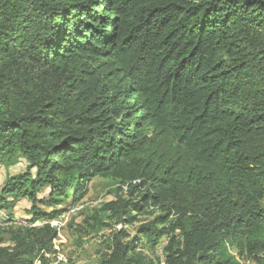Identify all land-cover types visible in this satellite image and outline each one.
<instances>
[{"label": "trees", "instance_id": "trees-1", "mask_svg": "<svg viewBox=\"0 0 264 264\" xmlns=\"http://www.w3.org/2000/svg\"><path fill=\"white\" fill-rule=\"evenodd\" d=\"M14 155L28 165L0 208L19 195L46 223L0 237V264H50L48 222L94 175L126 226L98 264H154L140 248L162 237L165 264H239L231 248L264 264V0H0V162Z\"/></svg>", "mask_w": 264, "mask_h": 264}, {"label": "rangeland", "instance_id": "rangeland-1", "mask_svg": "<svg viewBox=\"0 0 264 264\" xmlns=\"http://www.w3.org/2000/svg\"><path fill=\"white\" fill-rule=\"evenodd\" d=\"M27 165L25 158L14 155L12 159H8L4 156L0 162V191L8 177L23 173ZM117 186L118 184L110 177L94 175L87 181L85 194L81 198L74 203L67 200L56 206L58 209L64 208L65 211L55 218L59 233L55 239L57 248L54 256H51L50 264H98V260L108 251V238L115 230L123 226L108 219V215L100 209L103 203L114 199ZM48 192V188L40 189L37 196L40 199L46 198ZM7 202L9 208L6 209L10 216L18 221L30 219L31 204L27 198L19 195L11 196L8 197ZM262 203L264 206V197ZM40 207L47 212L52 209L43 204ZM152 210L153 208H149V213ZM149 213L141 212L135 215L132 225L126 228L130 237L135 235L140 223L148 222L154 214L159 213V210L152 215ZM14 227L0 226V237L4 239L3 245L10 244V230ZM124 227L126 226L122 228ZM158 241L154 248L149 244L144 248H139L143 250L147 258L154 261V264H165L163 255L165 237ZM229 252L232 255L235 254L232 248Z\"/></svg>", "mask_w": 264, "mask_h": 264}, {"label": "built area", "instance_id": "built-area-1", "mask_svg": "<svg viewBox=\"0 0 264 264\" xmlns=\"http://www.w3.org/2000/svg\"><path fill=\"white\" fill-rule=\"evenodd\" d=\"M45 223H46L45 221H38V220H35L33 223L27 222L24 219H22L21 221H18L15 217H12L9 215V212L7 211V209L0 208V226L1 227L10 228V227H13L14 225H25V226L34 227V226L43 225ZM48 224H50L53 227L56 226L57 232L59 233L58 224L55 222V219L53 221L48 222ZM58 233H57V236H58ZM55 239L53 240L54 250H56L57 248L56 247L57 245L55 244ZM233 256L235 259L238 260L239 264H254L253 260L251 259H240L236 253L233 254ZM35 264L37 263L35 262Z\"/></svg>", "mask_w": 264, "mask_h": 264}, {"label": "clouds", "instance_id": "clouds-1", "mask_svg": "<svg viewBox=\"0 0 264 264\" xmlns=\"http://www.w3.org/2000/svg\"><path fill=\"white\" fill-rule=\"evenodd\" d=\"M25 220H27V219H25ZM38 221H43V220H38ZM40 226V225H39Z\"/></svg>", "mask_w": 264, "mask_h": 264}]
</instances>
